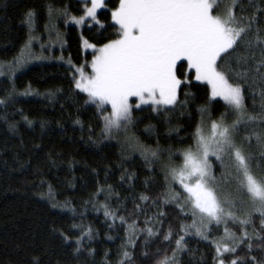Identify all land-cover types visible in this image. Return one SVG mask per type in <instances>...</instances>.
I'll return each mask as SVG.
<instances>
[{"label":"snow or ice","instance_id":"6c2138e0","mask_svg":"<svg viewBox=\"0 0 264 264\" xmlns=\"http://www.w3.org/2000/svg\"><path fill=\"white\" fill-rule=\"evenodd\" d=\"M83 3L82 13L70 16L71 23L82 28L97 25L103 31L115 28L116 35L99 45L83 41L92 49L91 70L86 71L88 65H72L69 59L74 68L72 85L84 95L85 104L95 107L102 139L123 136L124 144L139 151L150 170L159 165L163 191L152 203L177 210L178 228L169 222L167 231H160L152 221L163 226L161 217L167 215L163 211L145 221L149 226L139 228L136 222L127 224L125 217H118L107 203L100 205L106 218L127 224V240L120 246L116 264H135L136 242L145 233V257L157 238L171 251L160 254L156 264H180L179 256L187 250L186 237L192 235L212 248L213 264H264V25L260 23L264 7L249 3L247 7L255 9L249 14L244 0H118L109 9L112 24L106 26L98 12L107 8V0ZM58 11L48 10L53 29L51 20ZM60 14L68 16L66 10ZM24 23L28 42L12 62L0 63V76L13 80V92L17 72L42 58L32 51L35 13L29 11ZM56 36L61 39L58 31ZM193 80L205 86L206 100L197 108L200 121L189 140L181 141L187 147L141 144L132 131L137 123L134 110H143L144 105L155 112L186 106L194 98L185 91ZM31 94V85L20 93ZM249 97L253 110L247 105ZM7 104L8 98L0 99V105ZM217 107L222 110L214 113ZM253 139L260 147L258 160L248 151ZM164 156L166 162H162ZM104 192L101 187L95 195ZM149 199L139 196L142 202ZM73 228L81 233L75 247L79 253L84 237L93 238L92 228L83 224ZM61 235L65 242L70 240ZM33 264H40L39 257H33Z\"/></svg>","mask_w":264,"mask_h":264},{"label":"trees","instance_id":"16d2710c","mask_svg":"<svg viewBox=\"0 0 264 264\" xmlns=\"http://www.w3.org/2000/svg\"><path fill=\"white\" fill-rule=\"evenodd\" d=\"M82 3L0 0V61L13 60L28 42L29 29L24 21L29 11L35 13L36 23L44 24L49 7H70L80 15ZM249 3L264 7L261 0H244L249 14L255 10L247 7ZM107 5L98 13L106 26L112 24L109 9L118 5V0H108ZM260 23L264 25V18ZM115 35V28L103 31L97 25L82 30L71 27L66 37V53L75 65H81L85 60L83 38L99 45ZM72 75L70 67L52 62L35 64L17 75L15 92L13 80H0V98L13 95L7 105H0V264H33V257H39L40 264H116L120 246L127 240V224L136 222L139 228H145L149 226L146 220L163 211L167 213L161 217L164 225L153 220L155 229L167 231L169 222L178 228L177 210L171 205L152 203L163 191L159 165L155 171L150 170L137 152L129 151L117 141L101 138L102 122L95 107L85 104L84 95L74 89ZM29 85L35 94L16 95ZM185 91H190L194 98L184 107L160 112L146 107L135 112L137 123L133 130L141 144L151 148L159 145L161 149L187 147L181 141L189 140L199 123L197 108L205 102L206 92L205 86L194 80L193 86ZM180 99L183 101V94ZM247 105L253 110L251 97ZM218 110L222 109L213 108L214 113ZM259 110L257 93L255 111ZM25 117L32 123L28 124ZM248 151L258 160L260 147L255 139ZM101 187L105 192L96 196ZM141 194L150 199L140 201ZM53 203L57 206L53 207ZM105 203L118 217H125L127 224L118 218L114 222L106 218L100 207ZM190 222L189 219L187 223ZM73 224L92 228L93 238L84 237L79 253L75 247L81 233ZM256 227L259 228L258 219ZM61 233L70 240L65 242ZM145 235L136 242L135 264H156L160 254L165 251L171 254L157 238L149 245L145 257ZM186 240L187 250L180 254V264H213L214 253L206 242L194 235Z\"/></svg>","mask_w":264,"mask_h":264},{"label":"rangeland","instance_id":"374dc122","mask_svg":"<svg viewBox=\"0 0 264 264\" xmlns=\"http://www.w3.org/2000/svg\"><path fill=\"white\" fill-rule=\"evenodd\" d=\"M78 1L83 2V0H78ZM107 2H108V0H107ZM82 4H83V8H84V3H82ZM88 6H90V4ZM56 10H59V11L55 15V17L52 18V20H51V24L55 25L54 29L51 28V26H50L49 14H48V20L44 24H39L36 22L34 23V31L32 34L35 36V39L33 40L32 51L35 54V56L42 57V58L41 59H34V60L30 61L22 70L17 72V75L26 71L29 67H31L35 64L52 63V62L64 64V65H66L72 69V73L74 72V68H72V66L68 63L69 59L71 60V57L66 53V49H67L66 37H67V33H68L69 28L77 27L80 30H82L85 26L82 28V27L77 26V25L70 22V16H72V15L79 16V14L72 11V9L70 7H65V8L56 9ZM65 10L67 11L68 16L60 14L61 12L65 11ZM101 10H103V9H101ZM46 25H49V27L46 28L45 27ZM57 31L60 33V37H61L60 40H57V36H56ZM84 40H86V39L83 38V41ZM83 41H82V43H83ZM41 45H43V47ZM82 45H83V53H84L85 60L83 61V63L81 65H77V66L88 65V67H86V71L90 72V70H91L90 69V63H91V60L93 58L92 57V49L85 47L84 44H82ZM12 61L13 60L8 61V62H1L0 61V63L7 64V63L12 62ZM71 62H72V60H71ZM72 65H75V64L72 62ZM2 79H8V80L12 81L7 76H0V80H2ZM21 93H23V92H21ZM32 94H35V93L32 92ZM16 95H20V92L16 93ZM22 96H26V95H22ZM12 97H13V95L11 93L6 97V98H8V102L12 99ZM0 99H5V98H0ZM133 99H135V98H133ZM146 107H151V106L144 105V106H142V109L146 108ZM139 110H141V109L134 110V114L136 111H139ZM132 131L134 132L133 129H132ZM112 141H117V142L121 143V145L123 147H125L126 149H128L129 151L137 152V154H140L139 151H133L130 147H128L127 145L124 144V137L123 136H119L118 138H114V139H112ZM166 161H167V157H166V159L162 160V162H166ZM216 174L219 175V172H217Z\"/></svg>","mask_w":264,"mask_h":264}]
</instances>
